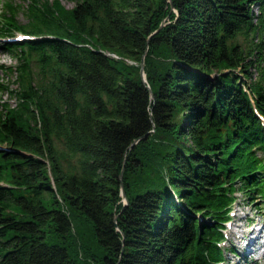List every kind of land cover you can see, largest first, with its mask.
Segmentation results:
<instances>
[{
  "label": "trees",
  "instance_id": "trees-1",
  "mask_svg": "<svg viewBox=\"0 0 264 264\" xmlns=\"http://www.w3.org/2000/svg\"><path fill=\"white\" fill-rule=\"evenodd\" d=\"M22 1L0 264L224 262L234 192L264 184V0Z\"/></svg>",
  "mask_w": 264,
  "mask_h": 264
},
{
  "label": "rangeland",
  "instance_id": "rangeland-1",
  "mask_svg": "<svg viewBox=\"0 0 264 264\" xmlns=\"http://www.w3.org/2000/svg\"><path fill=\"white\" fill-rule=\"evenodd\" d=\"M3 1L0 0V14L3 9ZM17 3H22V0H15ZM62 3L66 7H71L72 2L62 0ZM255 14L259 12L256 6L253 8ZM17 19L24 22L25 16L20 14ZM264 24V14L262 16ZM20 32H15L12 36L5 35L0 36V83L7 85L10 88H15L13 83L14 74L10 75L9 72L5 71L6 66L14 67L17 63L16 57L10 55L3 48L5 42H12L19 40L21 37ZM252 77L258 76V73L254 70ZM6 101L9 105L13 106L16 103L14 97L10 96V93L5 88L0 89V104ZM240 183H238L239 185ZM240 187V186H238ZM234 202L230 206L229 215L230 217L224 223V237L225 240L220 243V248L225 251V260L221 264H264V184L259 185V191L253 195L255 203L252 204V200H248L242 193L241 189L234 192ZM261 230V237L258 239V246L254 248V252L248 251L247 238L250 234L247 232L251 229ZM252 236V234H251ZM234 246L238 251L237 255L229 253L228 247Z\"/></svg>",
  "mask_w": 264,
  "mask_h": 264
},
{
  "label": "bare ground",
  "instance_id": "bare-ground-1",
  "mask_svg": "<svg viewBox=\"0 0 264 264\" xmlns=\"http://www.w3.org/2000/svg\"><path fill=\"white\" fill-rule=\"evenodd\" d=\"M247 233L250 234V237L247 238V245L249 247L248 251L254 252L255 251L254 248L259 247L258 246L259 244L257 241H258L259 237H261V230L257 231V229L254 228V229L249 230ZM251 234H252V236H251Z\"/></svg>",
  "mask_w": 264,
  "mask_h": 264
},
{
  "label": "water",
  "instance_id": "water-1",
  "mask_svg": "<svg viewBox=\"0 0 264 264\" xmlns=\"http://www.w3.org/2000/svg\"><path fill=\"white\" fill-rule=\"evenodd\" d=\"M163 24L164 23L162 22L161 26ZM143 66H144V59L142 58L141 62H140V75H141L142 81L145 82L146 79H145V73H144V70H143ZM150 95H151V98H153V94H152L151 91H150ZM122 175H123V170L121 171V173L119 175V180H120L121 196H122L124 204H126L127 203V199H126L125 191H124V188H123Z\"/></svg>",
  "mask_w": 264,
  "mask_h": 264
}]
</instances>
